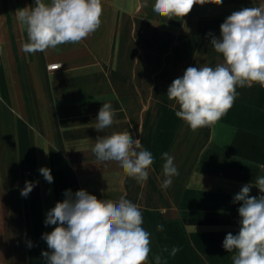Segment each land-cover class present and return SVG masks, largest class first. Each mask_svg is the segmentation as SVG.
I'll return each instance as SVG.
<instances>
[{
	"label": "crops",
	"instance_id": "1",
	"mask_svg": "<svg viewBox=\"0 0 264 264\" xmlns=\"http://www.w3.org/2000/svg\"><path fill=\"white\" fill-rule=\"evenodd\" d=\"M101 2V25L87 39L28 54L16 10L34 0H0V264H46L42 235L55 227L45 225L46 214L69 189L137 204L151 234L148 264L157 254L163 264H232L234 253L222 244L240 227L241 204L233 197L264 176L257 167L264 164V88L237 86L231 109L195 132L175 115L179 106L167 90L190 66L222 63L208 33L218 38L232 12L264 0L197 4L170 20L153 11L155 0ZM55 63L62 68L48 71ZM103 103L112 104L118 123L97 132ZM125 131L153 155L143 184L92 152L98 136ZM164 152L179 171L166 190ZM41 167L51 170L52 183ZM26 181L38 183L25 198ZM250 195L261 193L253 186ZM174 246L180 251L172 256Z\"/></svg>",
	"mask_w": 264,
	"mask_h": 264
},
{
	"label": "clouds",
	"instance_id": "2",
	"mask_svg": "<svg viewBox=\"0 0 264 264\" xmlns=\"http://www.w3.org/2000/svg\"><path fill=\"white\" fill-rule=\"evenodd\" d=\"M205 3L221 5L223 0H155L152 7L156 14L170 20L183 18L195 5ZM102 14L101 0H34L32 6L16 10V20L27 33L21 50L35 54L63 44H78L98 30ZM208 35L223 62L214 68L190 66L167 90L168 99L179 106L175 115L194 132L216 124L231 109L237 86L259 84L264 88V5L232 12L220 25L218 38ZM115 115L112 104L103 103L95 130L103 132L118 123ZM137 149H141L140 140L125 131L98 136L92 152L100 162H117L127 176L143 184L149 177L153 155ZM161 158L164 179L160 186L166 190L179 171L174 156L164 152ZM257 167L264 171V164ZM39 172L48 183L53 182L49 168L41 167ZM35 183L26 181L21 196L26 198ZM253 186L261 193L258 197L250 195ZM64 196L44 221L46 226H55L42 235L50 249L42 252L46 264H148L151 234L142 227L143 215L137 204L124 197L115 202L98 199L84 189L74 194L65 190ZM237 202L241 204L239 231L236 235L227 233L222 247L234 253L232 264H264V176L242 186L233 197V203ZM163 230V225H157V231ZM179 251L174 246L171 255ZM155 264H163L160 254L155 256Z\"/></svg>",
	"mask_w": 264,
	"mask_h": 264
},
{
	"label": "built area",
	"instance_id": "3",
	"mask_svg": "<svg viewBox=\"0 0 264 264\" xmlns=\"http://www.w3.org/2000/svg\"><path fill=\"white\" fill-rule=\"evenodd\" d=\"M62 68L61 64H50L47 66V70L48 71H57V70H60Z\"/></svg>",
	"mask_w": 264,
	"mask_h": 264
}]
</instances>
